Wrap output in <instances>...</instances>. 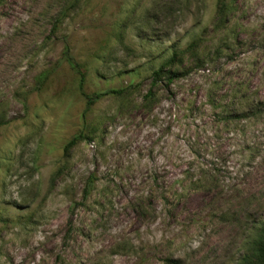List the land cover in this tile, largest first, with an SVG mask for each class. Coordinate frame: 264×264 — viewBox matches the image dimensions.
Masks as SVG:
<instances>
[{
    "label": "rangeland",
    "instance_id": "obj_1",
    "mask_svg": "<svg viewBox=\"0 0 264 264\" xmlns=\"http://www.w3.org/2000/svg\"><path fill=\"white\" fill-rule=\"evenodd\" d=\"M234 1L0 0V264H259L264 0ZM66 49L120 93L88 106Z\"/></svg>",
    "mask_w": 264,
    "mask_h": 264
},
{
    "label": "trees",
    "instance_id": "obj_2",
    "mask_svg": "<svg viewBox=\"0 0 264 264\" xmlns=\"http://www.w3.org/2000/svg\"><path fill=\"white\" fill-rule=\"evenodd\" d=\"M235 9H236V2L234 0H219L217 19H218V22L220 23V25H222V23H223V25L227 26V24L231 20V17L235 13ZM261 43L263 44L262 46H264V39L261 40ZM65 55L67 56L66 60L68 61L70 66L75 68L76 71L78 72L79 76H80L79 88H80L81 94L86 99L88 106L90 104L96 102L97 100L101 99L102 97L106 96V95L120 93V89H117V90L110 89V90H106V91L94 92L92 94L84 93L82 91L83 75H82L81 71L79 70L78 64L74 60V58L69 55V52L67 49H66ZM154 76H158V73L155 72ZM253 108H257V111L261 112V109H258V107L254 106V105L246 106V107H244L243 110L245 112L246 110H251ZM80 138H81V136H78V135L74 136L70 141H68V143L66 144V148H69L70 146L74 145ZM94 180L95 179L92 176H90L88 178L87 183L84 186L83 191H82V202H83V200H85L88 197V195L92 191ZM74 206H75V204H74ZM72 210H73V206H72ZM252 256H253V259L257 263L264 264V223H262L261 226L259 227L257 238L253 244ZM163 260L167 264H178V262L176 260H172L169 258H165ZM239 264H251V263L248 260V258H245Z\"/></svg>",
    "mask_w": 264,
    "mask_h": 264
}]
</instances>
